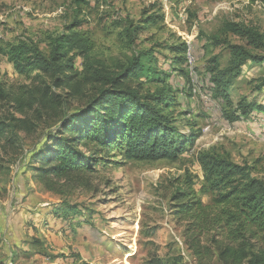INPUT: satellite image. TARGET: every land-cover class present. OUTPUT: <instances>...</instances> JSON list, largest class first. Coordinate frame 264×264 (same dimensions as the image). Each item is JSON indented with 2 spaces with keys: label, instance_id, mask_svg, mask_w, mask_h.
Listing matches in <instances>:
<instances>
[{
  "label": "rangeland",
  "instance_id": "374dc122",
  "mask_svg": "<svg viewBox=\"0 0 264 264\" xmlns=\"http://www.w3.org/2000/svg\"><path fill=\"white\" fill-rule=\"evenodd\" d=\"M228 24L257 32L261 42L254 46ZM71 32L89 37L92 57L110 67L148 50L164 66L187 45L192 97L172 113L182 134L197 132L198 138L175 160H130L116 151L93 173L41 179L33 156L60 120L18 131L13 145L0 147V264H224L219 253L230 245L226 233L205 229L196 256L186 239L192 225L174 196L192 190L211 213L220 210L214 205L220 187L206 181V155L264 179V0H0V48L26 42L49 54L54 40ZM230 46L244 47L261 62L245 64L238 76L221 80L220 92L209 94L211 69L230 66ZM10 68L0 53V90L17 92L30 81L4 73ZM78 106L66 105V112ZM11 114L0 97V118ZM66 207L78 213L56 217ZM53 220L71 224L73 234L56 238ZM11 222L20 228L13 232L15 244L6 237ZM253 242L264 250V235Z\"/></svg>",
  "mask_w": 264,
  "mask_h": 264
},
{
  "label": "trees",
  "instance_id": "16d2710c",
  "mask_svg": "<svg viewBox=\"0 0 264 264\" xmlns=\"http://www.w3.org/2000/svg\"><path fill=\"white\" fill-rule=\"evenodd\" d=\"M226 28L247 35L254 46L261 42L257 32H245L237 24ZM94 47L89 37L71 32L54 40L49 54L26 42L0 48L11 65L4 73L30 81L17 92L0 90L1 99L13 109L9 120L0 118V147L13 145L18 131L33 132L46 119L60 120L57 132L33 156L38 178L93 173L116 151L130 160H175L198 138L197 132L182 134L172 113L174 105H184L181 99L192 97L187 45L176 49L182 56L164 66L148 50L127 64L110 67L92 57ZM230 50V66L211 69L209 94L221 91L226 76H238L245 64L260 61L242 46ZM176 71L177 77L172 74ZM148 86L154 90H146ZM75 102L78 108L66 112L65 106ZM201 161L206 181L220 187L214 198L220 210L211 213L192 190L177 192L179 213L192 225L186 233L192 242L188 239L187 245L200 256L204 230L219 229L218 235L226 233L231 241L219 253L224 264H264V250L253 242L264 235V179L226 159L206 155ZM63 209L56 217L78 213L74 207ZM195 230L197 234H191Z\"/></svg>",
  "mask_w": 264,
  "mask_h": 264
},
{
  "label": "crops",
  "instance_id": "0c3cea01",
  "mask_svg": "<svg viewBox=\"0 0 264 264\" xmlns=\"http://www.w3.org/2000/svg\"><path fill=\"white\" fill-rule=\"evenodd\" d=\"M9 226L10 227L12 226L11 227L12 233H8V235L6 234L7 236L6 235L5 236L9 237L11 239V241H13L15 244V241L17 239V236H16L17 234H14L15 233L14 231H16L17 228L18 229H20V228H19L18 224L17 223L14 224V222H11L9 225L7 224V227H9ZM23 228H24L25 233H26V224L24 225ZM50 229H54L56 231L55 232V234L57 235L56 238L61 237L63 233L65 235H72L73 234L71 232L72 231L71 224H67L66 222L61 221V220L60 221L53 220V222L51 221L50 222ZM5 243H7V242L5 241ZM4 246H5L4 252L7 253L8 249L10 250V247H8L7 245H4ZM11 249H13V248H11ZM11 252H12V250H11Z\"/></svg>",
  "mask_w": 264,
  "mask_h": 264
},
{
  "label": "built area",
  "instance_id": "2783aa9c",
  "mask_svg": "<svg viewBox=\"0 0 264 264\" xmlns=\"http://www.w3.org/2000/svg\"><path fill=\"white\" fill-rule=\"evenodd\" d=\"M189 62H191V59H190V54H189Z\"/></svg>",
  "mask_w": 264,
  "mask_h": 264
}]
</instances>
